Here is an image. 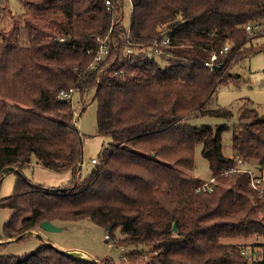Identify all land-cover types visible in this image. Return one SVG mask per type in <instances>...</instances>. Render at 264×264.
<instances>
[{
    "label": "trees",
    "instance_id": "1",
    "mask_svg": "<svg viewBox=\"0 0 264 264\" xmlns=\"http://www.w3.org/2000/svg\"><path fill=\"white\" fill-rule=\"evenodd\" d=\"M22 1L26 12L0 28V181L16 173L12 193L0 197V207L11 209L0 264H110L76 257L48 239L22 254L5 249L44 220L82 219L104 228L109 240L119 230L115 243L130 254L150 247L137 264L256 261L254 244L240 241L264 240V193L250 186L247 172L230 170L241 158L264 177V116L255 107L240 111L231 156L222 153L227 122L197 126L189 119L232 116L230 108L204 104L219 85L237 81L234 65L264 50L251 41L264 34V0H129L128 32L124 0ZM255 23L259 30L248 35L245 25ZM164 36L167 55L150 57L149 47ZM102 43L108 53L95 60ZM212 53L218 55L208 66ZM68 88L78 101L96 103L97 132L111 139L85 177L72 97L59 96ZM198 144L207 180L190 173ZM31 163L68 170L71 178L56 187L33 183L22 172ZM211 178V191L196 190Z\"/></svg>",
    "mask_w": 264,
    "mask_h": 264
},
{
    "label": "rangeland",
    "instance_id": "2",
    "mask_svg": "<svg viewBox=\"0 0 264 264\" xmlns=\"http://www.w3.org/2000/svg\"><path fill=\"white\" fill-rule=\"evenodd\" d=\"M2 6H5L6 16L4 20L0 19V28L4 30L8 29L12 24L10 15L17 16L27 10L22 0H0V8ZM129 14V0H124L122 22L126 27L129 26ZM257 30L259 28L255 29L254 33ZM251 41L252 44L256 45L264 43V34L261 33L252 37ZM161 64L163 66L166 65L164 61H161ZM232 73L239 75V77L235 78L237 81H230L227 84L219 85L214 94L204 104L205 108L219 106L230 108L232 116L228 120L223 117L209 115H197L189 119L191 124L197 126L203 124L216 125L227 122L228 129L221 136L222 153L226 156L233 154V125L238 121L240 111L244 107H255L259 114L264 116V50L244 58L241 63L234 65ZM78 99L79 95L73 93L72 105L75 113V125L80 132L83 145V162L80 171L81 177H85L95 167V164L91 162V158L99 159L101 152L108 146L111 139L97 132L96 103L91 101L90 97H84L81 101H78ZM245 166L252 168L254 173H260L255 170L253 163H246ZM22 172L31 182L47 187L61 186L68 183L71 178V173L68 170L55 171L35 163L24 166ZM190 173L206 180L210 176L208 160L201 154V144L195 147V167ZM262 174H264V170ZM15 175L14 171H7L3 174L0 181L1 198L9 196L12 193ZM10 213L11 209L0 207V236L2 235L3 223ZM64 225L65 228L59 231H45L41 228L32 230L34 231L33 234L26 236L22 240L10 242L5 249L10 253L22 254L36 247L41 240L48 239L53 246L62 251H65L64 249H76L77 251L98 257H88L87 259H94L97 262L106 259L110 264H137L140 261V259H136L137 256L140 257L143 254L144 257L150 254V247L148 246H138L137 250L139 253L137 255L134 253L130 254L132 252L130 251L132 250L131 248L115 243L120 236L119 230L109 240L105 238L104 228L88 219L68 221ZM240 242L246 245L254 244L252 247L255 250L252 253L253 258L256 260L264 259V246L255 245L257 242H264L263 239L250 237ZM243 249L247 253L250 250L248 246H243Z\"/></svg>",
    "mask_w": 264,
    "mask_h": 264
},
{
    "label": "built area",
    "instance_id": "3",
    "mask_svg": "<svg viewBox=\"0 0 264 264\" xmlns=\"http://www.w3.org/2000/svg\"><path fill=\"white\" fill-rule=\"evenodd\" d=\"M106 3H109L108 0H106ZM260 28L258 23L251 25V24H247L245 25V29L248 35H252L255 29ZM129 31V27L127 32ZM169 44V38L164 36L161 38V40L159 42H154V44H152L149 47V52L148 55L151 56H165L167 55L165 50H163L165 47H167ZM130 48L127 49V51H129ZM228 50L227 46H223L219 51L218 54H224L226 53ZM108 53V49H107V45L104 43L100 44L98 47V50L96 52V56H95V60H100L101 58H103L106 54ZM217 53H212V55L209 58V61H205V64L208 66H211L212 63H214V60H216L217 58ZM91 67H93V65H91ZM74 89L73 88H68L67 90H61L59 92V96L61 97H65V98H71L73 95ZM92 163H96L97 160L95 158L91 159ZM246 162L244 160H242L241 158H237L236 160V168H232L230 171H245L248 173L249 175V179H250V186L254 189H256L259 194L264 193V177L259 175V173H254L253 169L250 167L245 166ZM214 179L211 178L208 181L200 184L197 187V191H211L212 190V185H213V181ZM105 238H108V235L105 234ZM123 249V248H122ZM243 254L247 253L246 250H243L242 252ZM253 256V255H252ZM252 259V258H251ZM247 264H261L258 262V260L256 261H248Z\"/></svg>",
    "mask_w": 264,
    "mask_h": 264
},
{
    "label": "water",
    "instance_id": "4",
    "mask_svg": "<svg viewBox=\"0 0 264 264\" xmlns=\"http://www.w3.org/2000/svg\"><path fill=\"white\" fill-rule=\"evenodd\" d=\"M40 228L43 229V230H45V231H59V230L64 229L65 228V225L64 224L59 225V224H55L53 222L44 220V221L41 222ZM109 228L110 227H108V229ZM172 229L173 230L175 229V223L173 224ZM32 233L33 232L30 231V232H28L26 234H32ZM0 242H2V241H0ZM80 258H82V257H80Z\"/></svg>",
    "mask_w": 264,
    "mask_h": 264
},
{
    "label": "crops",
    "instance_id": "5",
    "mask_svg": "<svg viewBox=\"0 0 264 264\" xmlns=\"http://www.w3.org/2000/svg\"><path fill=\"white\" fill-rule=\"evenodd\" d=\"M92 159V158H91ZM83 162V161H82ZM81 165H82V163H81ZM32 232H34V231H32ZM33 234V233H32ZM65 250V252H68V253H70V254H72V255H74V256H76V257H83V258H88V257H90V258H98V257H94V256H91L90 254H86L85 252H80V251H77L76 249L75 250H72V249H68V250H66V249H64ZM79 252V253H78ZM101 258V257H100Z\"/></svg>",
    "mask_w": 264,
    "mask_h": 264
},
{
    "label": "bare ground",
    "instance_id": "6",
    "mask_svg": "<svg viewBox=\"0 0 264 264\" xmlns=\"http://www.w3.org/2000/svg\"><path fill=\"white\" fill-rule=\"evenodd\" d=\"M68 253V252H67ZM79 253V252H78Z\"/></svg>",
    "mask_w": 264,
    "mask_h": 264
}]
</instances>
